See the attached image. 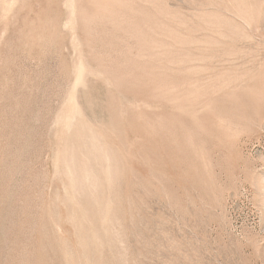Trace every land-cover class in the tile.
Returning <instances> with one entry per match:
<instances>
[{
  "label": "rangeland",
  "instance_id": "obj_1",
  "mask_svg": "<svg viewBox=\"0 0 264 264\" xmlns=\"http://www.w3.org/2000/svg\"><path fill=\"white\" fill-rule=\"evenodd\" d=\"M0 264H264V0H0Z\"/></svg>",
  "mask_w": 264,
  "mask_h": 264
}]
</instances>
